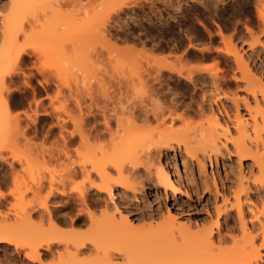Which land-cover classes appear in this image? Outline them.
<instances>
[{
  "label": "rangeland",
  "instance_id": "rangeland-1",
  "mask_svg": "<svg viewBox=\"0 0 264 264\" xmlns=\"http://www.w3.org/2000/svg\"><path fill=\"white\" fill-rule=\"evenodd\" d=\"M6 1L7 0H0V13L5 11ZM101 1L100 5H98L99 3L95 4L97 2L96 0L94 3L96 6L92 5V7H90L93 8V10H86L87 12L83 11L85 12L84 14L80 11L75 14L72 11L71 13L73 15L71 14L72 21H70V24L66 26L60 25V27L55 26L53 28L48 27V29L45 28L46 32L43 29L41 30V26L39 25H46V23H49L52 19L60 17L61 14L57 13L58 15L52 16L49 11H47V13L45 12L46 15L44 13L42 14L38 9L39 7L37 9L35 8L38 6V2H35L36 6L33 7L36 10L34 9L32 11L29 9V12L32 13H25V15L28 14L27 18L32 19V21L37 18L35 19L36 22L34 20V24H37L31 25L34 27L33 29L31 27L29 28V25L26 27L27 23H25L26 33L27 31L31 32L33 30L34 34L32 32V35L30 32L29 34L25 33L26 35H29L28 38H25L24 33L21 34L18 32L20 37L18 36V41L14 45L13 43L11 45L5 43L7 45L5 46L1 41L2 28L0 21V61L4 63L7 62L9 66V64H11L9 61L14 59V54H16L17 50L20 49L25 52L23 54V59L17 65V69L16 65L14 66L16 70L13 69L15 72L11 74V81L8 85L9 92L4 87L1 88L2 85H0V193L4 195V197L0 198V221L3 220V223L20 222L18 214L21 215V211L24 209L28 210V204L31 202L30 199L35 198L34 196L32 198V193L28 191L30 187L34 186L35 182L39 179L43 180L45 186L40 190L42 191L40 192L42 196V194H45L49 180H52V182L55 183L54 185H58L59 180L64 178V172L62 169L64 163L82 160L85 155L87 156V154L91 153V151L99 144L97 141H101V139H95L96 141L94 139H89L88 143L90 146L88 145L86 147L81 145L78 146L77 141L71 142L72 144H68L67 146V149H69V159L64 156L63 152H61L63 141L59 136V128H57L55 124L53 113L57 111L63 117L65 115L63 114L64 112H62L63 109L66 111L73 110L71 112H74L76 106L74 107V100H72L70 95L72 91L75 92L78 90L80 91V94L83 93L81 108L83 110L90 109L91 113L93 112L92 116L94 115L95 117L94 121L96 120V122L100 123L102 121L101 114L103 113L107 115V120H109L108 122L111 125H114L117 119L120 120L123 119V117L126 119V122L129 121L127 118L129 114L135 113L143 105L144 107H158L166 112L174 101L176 104L174 107L176 110L173 109L174 113L176 114L177 112L179 114L180 112H183L182 116L184 115L185 118L182 117V121H179V118V120L174 119V121L170 120L168 122V118L165 117L164 123L167 126L171 124L172 127L175 125L174 128H181V126L184 128L183 126H186V124L187 126L195 125L198 121L205 120V118L210 115V111L207 110L208 104L216 108V104H219V101L223 102L222 105L225 107L227 114L231 117L230 119L233 118L232 114L234 109L232 107V96L234 98L235 95L241 96L243 94L241 88L243 87L241 86L242 82L239 80L237 64L239 58L238 60L236 59L237 55V57L241 56V63H245L247 68L254 72V74L260 76L259 78H261L264 83V22L261 15H258L259 11L262 13L261 6L264 4V0ZM98 2H100V0H98ZM69 8H66V6L63 7V11L61 9L62 13L67 12ZM113 8L116 12H113ZM96 20H101L99 22L105 23V28L108 30L107 33H110L107 35L105 32L104 36L107 38H102L104 36L101 37V34L94 33L97 27ZM94 23L96 25H93V28L92 24ZM85 28L88 29L86 30ZM48 30L51 31L49 34H47ZM74 34L75 37L79 36V38H81V36H84L86 39L83 37L82 42L81 38L78 43L75 41V44L73 42L72 44L68 41L66 43V39L62 38L64 36L74 37ZM60 38L61 40L63 39V41L60 42ZM56 39L58 40L55 41ZM62 42H65L64 46H62ZM9 49L10 51L8 53ZM12 49L14 50L12 51ZM2 52H7L6 58L3 56ZM155 60L158 62L162 61L174 64L178 69L184 65L180 70L181 74L162 68V75H160L159 78L161 80L160 83L158 81H153L154 83L151 82V86L154 85V87L156 86V88H160L161 90L162 95L157 96V98L159 97L158 100H156L155 97L154 99L153 96H149L150 99L147 98L143 92L138 94V90H136L138 87L133 81L135 78L133 72H136V69L133 68L134 65L138 66L140 62L143 64L147 62L153 63ZM146 68L145 70L148 74L150 73V76H148L151 79V74L155 75L154 68H149L148 66H146ZM215 72L220 76L217 80L218 82H215L216 85L211 79V77L213 78L215 76ZM6 73H8V71ZM185 73L190 74L189 77ZM211 74H213V76ZM43 79H47L48 82L45 83ZM128 83H130V85ZM76 86L77 88H75ZM87 90L90 93L92 92L93 95L96 94V96H93V98L95 97V101L92 97L91 100L88 95L86 96L84 94V91L87 92ZM202 95L206 99L202 103L204 107L203 109L206 110H204V116V112L201 113L202 111L200 112L201 114L199 113L200 115L198 113L197 115L190 110L186 111V114L188 113L186 115L184 110L188 104L194 100L200 101L203 98ZM102 97L104 98L102 99ZM6 99L8 102V109H6L4 105V100ZM151 99H154V101ZM148 104H151V106ZM154 104H157V106ZM43 109L48 111L49 114H44ZM238 110L239 113L246 116L244 107L239 100ZM220 113L224 116L222 109H220ZM190 114L192 116H189ZM92 116L89 115L87 119H83L84 124H92ZM201 118L203 119L201 120ZM151 121L153 122V120ZM136 122V124L139 123L137 120ZM150 122V126L148 123L147 125L144 124V126H148V129L151 128V132L152 127L154 128L156 125V121L154 120L155 123ZM173 123L175 124L172 125ZM228 126L232 129L230 123H228ZM71 127L72 125L70 122H67L65 125V132L63 131L64 134L68 135L66 131L71 130ZM257 130L258 128L255 131L256 133L259 131L258 134L260 136L256 137V133L251 130V132L249 131V135L251 137L252 132L255 134H252V136L253 138L254 136L257 138H254V141L258 140L255 142L258 143L257 147H259V150H256L258 153L262 147L261 138L263 132L261 131V128H259L258 131ZM105 139L103 141H105ZM144 144L138 145V148L135 147V152L132 149V152L140 158L138 160L142 162H144L143 150L145 151L146 149L145 147L142 148L140 146H144ZM173 145L175 144L173 143ZM224 145L222 144L220 146L221 149L219 148L220 150L217 152L215 151V165L212 163V165L209 166L208 162L205 160V169L203 168L202 171L204 174H202V172L201 174H198V169L196 168L197 166L194 161L189 163L190 160H192L191 157H187L182 151L180 152V150L178 152L177 149H173V153L172 148L162 149L161 153L158 154V158L157 154L152 153L154 158L151 157L149 160L150 163H148L152 166L150 165L148 167L145 163L142 165V163L138 161V164L136 165V173L138 175H136V178L133 177L134 179H128V181L130 180V183H128L135 185V183H138V179L141 180L144 187L142 190L143 192L138 190V184L135 185L137 187H124L125 189L114 185L113 191H115L114 193L118 204H121V201L124 203V206L125 204L129 205L130 202L135 203L144 210L153 209L152 214L149 215V217H143L142 220L140 219L137 222L134 219L133 222H131L134 225H130L131 227L126 228L127 233L123 232L124 230L119 233L120 229L116 230V226L111 228V231L115 230L116 232V234L114 232L113 236H110L108 234L109 232H104V235L101 231L103 237L97 236V240L100 242H98L100 246L103 244L102 247H106L105 249L103 248V250H106L107 252L109 251L108 253L112 252V254L115 255H118L116 252H119L120 255L118 256L120 257H123L121 254L123 255V253H126L129 250L130 252H127V254L131 253L129 256L131 258L133 256L132 259L135 257V259H137V257H139L140 260H145L148 263L157 261L155 259L158 257V260H161L162 255L159 256V254L163 253L168 255L169 252L172 251L171 248V251L167 253L162 252L161 250H168L167 247L170 246L168 243L172 241L171 239H173V243H178L181 239L177 235V232H174L173 234V237L175 236V238L172 237L170 239V237L167 236L170 234L167 233L166 236H163L164 232L159 229L160 224L164 220L163 217L165 216V203L169 210L175 213L173 214L175 216V221L177 220L179 223L182 221L186 222L188 221L187 218H189V221L192 220V222L193 220H197L198 222L202 221L204 225L207 227L209 225V227H211L214 235L220 232L221 235L224 234V236L226 235L225 237L228 236L225 242H222V246H230V240H228L229 237L234 235L239 236L240 233H242L240 229L241 225L239 224L240 221L237 217V211L234 206L231 207L228 202H225V208L229 213L224 217V214L217 215L215 207L218 206L219 209L223 207L225 201L223 198L226 196L229 197V200H232L228 192L236 187L237 172L240 168L243 169L246 167V162H248L249 159L245 157L238 161L235 154H233L230 143ZM128 149L130 151V148H127L124 151V154L121 155V158L126 162L128 159L132 158V156L130 157L131 151L128 155ZM254 150L255 149H252V151ZM81 153L85 154L82 155ZM125 153L127 154L125 155ZM258 154L260 155L261 151ZM49 157L53 158L49 159ZM156 158L158 161L160 160L159 162L163 163L171 174V178L176 180L181 190L184 191V193L179 192V194H177L178 200L176 201L171 199L164 201L163 197L158 195V191L156 190L157 187L152 180L151 174L146 173L148 168L150 169L149 171H151L155 168V164H158ZM43 160H45V162ZM239 163L241 165H239ZM144 164L147 165L148 168ZM255 170L256 169L254 168L251 173L252 175L250 174L248 176V174H246L245 179L243 180V185L248 184L249 187H247V185L245 186V191L242 192L241 196L243 199V195L246 193L249 198L246 201L242 200L241 209L244 221L247 223V230L250 232L252 231L251 234L254 236L253 243L258 246L260 258L257 260L262 264L261 260H264V248L260 245L262 244L261 228L257 225L259 224L257 221L260 222L262 220L261 211L259 210H261L260 207L262 203L264 207V195L261 196L260 193L259 196L254 189L252 180L253 176L257 175ZM149 174L150 176H148ZM202 175L204 177L203 181L199 178L200 176L202 177ZM74 176L72 175L67 179L66 187L75 194V190L81 187L84 183V178L81 173L74 174ZM192 178H194L193 181L191 180ZM191 181L193 183H191ZM214 183L216 187L214 186ZM248 188H250V190ZM89 189L93 193L95 192L94 188L89 187ZM120 189L125 192L122 196V193L118 192ZM34 201V203L32 202L34 206L39 208V199L35 198ZM46 202L47 206L51 209H55V206L57 207L55 203L60 204V202L52 200H47ZM77 207L78 206L75 204V208ZM63 210H61L60 213L58 212L62 217L68 213V217H72L75 211L74 209L72 210V213H67L66 210H64V212ZM99 210L101 211L100 207L97 206L94 211L96 217L100 216ZM64 213L66 214L64 215ZM257 213H259V215ZM135 214L134 216H136ZM31 219L35 220L33 221L34 223H38V221H36L38 219L37 215L32 214ZM203 220L207 223L203 222ZM251 221L254 224L256 223V226L252 227V229ZM87 223L88 222L77 227L66 223L61 227L64 231H70L76 227L78 228H75L77 231L84 232L87 230V226H89ZM216 224H218L217 230L219 231H216ZM44 226H47L46 222H44ZM128 228L131 229L129 230ZM144 229H146L147 232ZM193 229L194 228H192V230ZM21 230L13 234V236L20 238V234L21 236L24 234V231ZM164 237H168L170 241L164 239ZM174 239H177L178 241H175ZM172 244L171 246H173ZM61 245L62 244H58L55 246L56 250L58 249L57 251L55 250L56 252L62 251ZM149 245L151 246L149 247ZM158 249L161 250L158 251ZM149 251L152 252L149 253ZM184 251H181L179 254L184 255L185 253L182 254ZM43 252L44 251H42V253ZM89 252L84 250L83 253L79 254V259L84 261L85 254H88L87 256H89L94 251L90 250ZM178 252L179 250L177 251V256H179ZM189 253L193 254L191 251H189ZM168 257H170V254L167 258ZM182 257L184 262L187 261V258L184 260V256ZM185 257L188 256L185 254ZM124 258L125 257H123V259ZM57 259V254L55 253L52 254V256H43L41 262L43 264H50L51 262H56ZM118 259L121 260L120 258ZM168 259L170 262H173L170 258ZM163 260H165V258ZM25 261L27 262L22 252L19 253V255H16L13 246L0 242V264H14L13 262L17 264H23L22 262H24V264H26ZM34 264L39 263L35 262Z\"/></svg>",
  "mask_w": 264,
  "mask_h": 264
},
{
  "label": "bare ground",
  "instance_id": "bare-ground-1",
  "mask_svg": "<svg viewBox=\"0 0 264 264\" xmlns=\"http://www.w3.org/2000/svg\"><path fill=\"white\" fill-rule=\"evenodd\" d=\"M95 1L96 0H7L6 1V9L4 6L5 11L0 13V21H1V28H2V30H1L2 31L1 32L2 33L1 41L4 43L5 46H7L6 44L11 45L12 43L14 45L15 43H17L18 36L20 35V34H18V32L21 34L26 33L25 23H27L26 27H28V25H29V28L30 27L32 29L34 28L31 25L34 24V20L37 18H35L33 21H32V19L27 18V15L29 13H32V12H29L30 10L33 11L35 8L37 9L39 7L38 9L42 12V14L44 13L45 15H46L47 11H49V13H51L52 16L61 14L60 17H56V19H52L53 21L55 20L56 22L55 21L53 22L51 20L50 21L51 23L47 22L46 25H39L38 24L39 26H41V30L43 29L46 32L45 28L48 29V27L53 28L55 26L60 27V25L66 26V25L70 24V21H72V16H71L72 11L75 14H77V13H79V11L83 12V11L90 10V9L93 10V8H90V7H92V5H95L98 3H99L98 5H100V3L102 2L101 0H100V2H98V0H97V2L95 3ZM35 2L36 3L38 2L37 3L38 6L34 8L33 6H36ZM65 6H66V8L67 7L68 8L70 7V8H69V10H67V12L62 13V11H63L62 8ZM261 8H262L261 9L262 13L259 11L258 15L259 16L261 15V18L264 22V4H262ZM61 9H62V11H61ZM68 11L70 14L68 13ZM26 12L27 13L29 12V13L27 15H25ZM113 12H116V10L114 9ZM84 13L85 12H83V14ZM62 15H64V16H62ZM25 18H26V20H25ZM99 21H101V20H98V21L96 20L97 25L95 23L92 24V26L93 25L97 26L96 27L97 32L95 30L94 33L101 34V37L105 35V32L107 35L110 34V33H107L108 30H106V28H105V23L104 22L101 23ZM35 22H36V20H35ZM35 24H37V23H35ZM94 26H93V28H94ZM85 29L87 30L88 28H85ZM29 32L27 31L28 34H29ZM31 32L33 33V30ZM34 32H36V31H34ZM49 32H51V31L48 30L47 34H49ZM82 32H81V34L83 35ZM32 33H31V35H32ZM26 34L24 36H25V38H28L29 35H26ZM59 34H61V33H59ZM77 34H79V33H77ZM89 36H90V34H89ZM83 37L81 36V38H82L81 42L83 41ZM62 38L66 39V43H67V41L69 43L70 42L74 43L75 41H77V43H78V41L81 39V38H79V36L75 37V34H74V37L73 36L72 37H70V36L65 37L64 36ZM102 38H107V37L104 36ZM84 39H86V38L84 37ZM57 40L58 39H56L55 41H57ZM59 40H60V42L63 41V39L61 40V38ZM64 43L65 42H62V44H63L62 46H64ZM14 49H15V46H14ZM14 49H12V51ZM6 51H7V49H6ZM9 51H10V49L8 50V53H9ZM24 53L25 52L20 50V49L17 50L16 54H14L15 57L13 56L14 59L13 60L11 59V61H9L11 63V64H9V66H8L7 62L4 63V62L0 61V85H2L1 88L4 87L8 91V89H9L8 85L11 81V74H13L15 72L13 70V69H15L14 66L16 65V69H17V67H18L17 65L23 59ZM2 54L6 58L7 52L6 53L2 52ZM237 56H236V59L238 60V58H239V60L237 61L238 70H239L238 71L239 72V80L242 82L241 86H243V87H241V88H242L243 94L241 96L239 95L240 97L235 95L233 98V96H232V100H233L232 107L234 109L233 114H232V117H233L232 119H230L231 117L227 114L225 107L222 105L223 102L219 101V104H216V108H214L212 105H209L207 103L208 108L207 107L206 108H207V110L210 111V115L207 116L205 118V120L203 118H201V120L202 119L203 120L200 122L198 121L195 125H188L187 126V124H186L187 127L184 125L183 126L184 128H182V126H181V128H174L175 123H173L172 124V125H174L173 127L171 126V124L167 126L164 123L165 117L168 118L167 119L168 122L170 120L174 121V119L179 120V118H180L179 121H182L181 119H183L182 117H184V115L182 116L183 112H180L179 114L177 112H176V114L174 113V110H176L174 108L176 106V104L173 101L171 103V107L169 109H167L166 112H164V110H162V109H159L158 107H155V108L148 107V106L144 107V105H143L135 113L130 112L131 114H129V116L127 117L129 121H127V122H126V119L123 117V119H120V120L117 119L115 121L116 123H114V125H111L108 122L109 120H107V117H106L107 115L102 113L101 114L102 121L100 123H98V122H96V120L94 121L95 117H94V115L92 116L93 112L91 113L90 109L86 108L87 110H83L81 108L82 107L81 103L83 102V100H82L83 93L80 94V91H78V90L75 91L76 93L73 91L72 92L70 91L71 92L70 95L72 97V100H74L73 105H74V107L76 106L75 109L77 111L74 109V112H71L73 110H71V111L67 110L66 111L62 108L63 110L62 109H60V110H62V112H64L63 114H65L63 117L57 111L53 113V116L55 117V124H56L57 128H59L58 129L59 136L61 137V139L63 141V148L61 149V152H63L64 156L66 158H68V156H69L68 150L69 149H67V146H68V144H72L71 142L77 141L78 146L81 145V146L86 147L89 145V143H88L89 139L90 140L91 139H94V140L95 139L96 140L101 139V141L100 140L97 141V142H99V144L96 147L94 146L95 149H93L91 151V153H89V151H88L89 154H87V156L85 155L82 158V160L76 161V162H68L67 161L68 163H64V165H62V169L64 172L63 177L66 180L64 178L59 180L58 185H54L55 183H53L52 180H49V184L47 185V189L45 190V194H42V196L40 194V192H42V191H40V190H42L45 186L43 180L39 179L37 182H35L33 187H30V189L28 191H30L32 193V198L34 196L35 198L39 199L40 207L36 208L34 206L33 203L35 202L34 201L35 198L30 199L31 202L28 201V202H30L28 204L29 207L27 206L29 209L28 210L27 209L22 210L21 215L18 214L19 219H20L19 223H7V222L3 223L2 222L3 220L0 221L1 222L0 223V242L13 246L14 253L16 255H19V253L22 252L23 256L27 260V262L25 261L26 264H34L35 262H37L39 264H43L41 262L43 256H45V255H51L52 256V254H55V253L57 254L58 259L56 262L50 261L51 262L50 264H253V263L254 264H260L257 260L258 258H260L258 246L253 243L254 236L251 234L252 231L250 232L247 230V227H246L247 223L244 221V216H243L242 209H241L242 200L246 201L249 198V196L247 197V194L245 193L243 195V199H242L241 195H242V192L245 191V186L247 185V187H249L248 184L243 185V180L245 179V175L248 174V176H249L252 173L254 168L256 169L255 172H257V175H254L255 177L253 176V180L251 179L252 176L250 179L253 181V184H254L253 186H254L256 193L258 195L261 193V196L264 195V83L261 80V78H259L260 76L254 74V72H252L249 68H247V65H245V63H241V60H240L241 56H239V57H237ZM0 60H1V58H0ZM132 65H134V64H132ZM181 65H183V64H181ZM134 66H133V68L136 69V72L135 71L133 72L134 76H135V78L133 77L135 79V80L133 79V81H134L135 85L138 87L136 89V90H138L137 91L138 94L143 92V94L147 98L150 99L149 96H153V98L155 97L156 100H158L159 97L157 98V96L162 95L161 90H160V88H156V86L154 87V85L151 86L152 85L151 82H153V81L157 82L158 81L160 83L161 80L159 78H160V75H162V68H166V69L171 70L172 72L175 71L177 74H181L180 70L184 65L181 66L180 69H178L177 67H175L176 65H174V64H169L168 62L166 63V62H162V61L158 62L155 60L153 63L147 62V63L143 64L140 62V64H138V66H135V67ZM146 66H148L149 68H154L153 70L155 72V75L151 74V76H152L151 79L149 78L150 73L148 74V72H146V70H145ZM10 68H12V69H10ZM135 69H133V70H135ZM7 71H8V73H6ZM187 71H189V70H187ZM185 74H187V73H185ZM216 74L217 73L215 72V76H216V77L214 76L215 78L211 77L214 84L220 78V76L218 74L217 75ZM187 75L189 77L190 74H187ZM211 75L213 76V74H211ZM232 76H233V74H232ZM221 78H223V77H221ZM43 80L45 83L48 82L47 79H43ZM212 80H211V82H212ZM128 84L130 85V83H128ZM75 88H77V86ZM84 94L86 96L88 95V97H90L91 100H92L93 96H96V94L93 95V93L92 92L90 93L88 90H87V92L84 91ZM102 94H103V92H102ZM133 94H134V92H133ZM138 94H137V96H138ZM86 96H85V98H86ZM98 96H99V94H98ZM145 96H144V98H145ZM103 98L104 97H102V99ZM106 98H107V96H106ZM200 98H202V97H200ZM93 99L95 101V97ZM154 99H151V100L154 101ZM209 99H210V95H209ZM204 100H206L204 98V96L200 101H196V100L192 101L191 100L192 102L190 104H188V106L184 110L185 114H186L187 110H190L195 114H197V113L199 114L201 111H202L201 113H203L205 110V109H203L204 107L202 104ZM238 100L241 101V104L244 107L246 116L244 114L239 113ZM94 101H93V103H94ZM4 105H5V108L8 109L7 108V105H8L7 99L4 100ZM84 105H85V103H84ZM148 105L151 106V104H148ZM154 105L157 106V104H154ZM100 107H101V105H100ZM93 108H94V106H93ZM112 108H114V107H112ZM156 108H158V109H156ZM163 108H164V106H163ZM220 109H222V111L224 112V116L221 115ZM165 110H166V108H165ZM43 111H44V114H49L48 111H46L45 109H43ZM96 112H97V110H96ZM104 113H105V111H104ZM163 113L166 115H164ZM126 114H127V112H126ZM204 114H205V112L203 113V116H204ZM89 115L92 116L93 123L92 124L89 123V125L86 123L87 124L86 125V124H84L83 121L85 119H87L89 117ZM189 116H192V115L190 114ZM33 120H35V119H33ZM121 120H123V121H121ZM136 120L141 124H139V123L136 124L137 123ZM151 120H153V122L155 120L156 125L154 128L152 127V131L150 132L151 128L148 129L147 128L148 126L146 127V126H144V124H146V125H147V123L149 124V122ZM188 121H190V120H188ZM67 122H70V124L72 125V127H71L72 129L66 131L68 135L64 134L65 125L67 124ZM228 123H230L232 129L229 128ZM149 126H150V124H149ZM257 128H258V130H259V128H261V131L263 132V136L261 138V140H262L261 146L262 147L260 146L261 147L260 148V151H261L260 155L261 156L258 154L260 151H258V153L256 151V150H259V147H257L258 143H255L258 140L254 141V138L257 139L256 137L260 136L258 134L259 131L257 130L258 133H256V131H255ZM250 130L254 131L256 133V137L254 136V138H253V136H252L253 132H252V134L250 133L251 134V137H250V135H249ZM253 135H255V134H253ZM104 139H105V141H103ZM259 140H260V137H259ZM173 143L175 145H173ZM226 143H230L233 154H235L238 161H240L241 158H245V157L249 159L248 162H246V167H245L246 169L240 168V170H238V172H237L236 187L234 189L232 188V190L228 192L230 194V197L232 200H229V197H227L225 195L226 197L223 198V200H225L223 203V207H221L220 209L218 206L215 207V210H217V215L224 214V217H226L229 213L227 211V209L225 208L226 207L225 202H228L229 206H231V207L234 206V208L237 211V215H238L237 217L239 218V221H240L239 224L241 225L240 229H241L242 233H240L239 236L234 235V236L229 237L228 240H230V246H222V244L225 242V240L228 238V236L225 237L226 235L225 236H224V234L221 235L220 232H218V233H216V235H214L211 227H209V225L207 227L206 225H204L202 223V221L198 222L197 220H193V222H192V220L189 221V218H187V216H186L188 221H186V222L182 221L181 223H179L176 220L177 221L176 222L174 220L175 216L173 215L175 213H173V211L171 212L169 210L167 204L165 203V205H164L165 216L163 217L164 220L160 224L159 229H161L164 232L163 236L164 235L166 236L167 233L170 234V235H167L168 237H170V239L173 237L174 232H177L178 233L177 235L179 236L181 241H179L178 243H176V242L173 243L174 241H173V239H171L172 241L170 243H168V244H170V246L167 247L168 250L163 251V249L162 250L158 249V251L161 250L162 252L167 253V252L171 251V249H172V251H171L172 253L169 252L170 257H168V258H170L171 261H173V262H170V260L167 258V256L169 254L168 255L163 254L162 252H161L162 254H159V256L162 255L161 260L160 259L158 260V258H159L158 257L155 259L157 261H153L152 263H148L145 260H142V259L140 260L139 257H137V259H135L136 257L134 259H132L133 256H132V258L129 256L131 253L127 254V252H130L129 250L126 253H123V255L121 254V256L125 257L124 259H123V257L118 256V255H120L119 252H116L118 255H115V254H112V252L108 253L109 251L107 252L106 250H103V248H104V247H102L103 244L100 246V244H99L100 242L97 240V236L103 235V234L101 235V231H102V233L109 232L108 234L110 236L111 235L113 236L115 230L111 231V228H114L116 226V230L120 229L119 233H121L122 230H124L123 232L127 233L126 228L134 225L131 223V222H133L134 219L136 220V222L140 219L142 220V218L145 216L149 217V215H151L152 211H153V209L144 210L143 208H140V206L135 204V203L130 202L129 205L125 204V206H124V203L122 201H121V204H118L116 201V195L114 193L115 191H113L114 185H117L121 188L130 187V186H131L130 188H133V187H137L135 185L138 184V187H137L138 190L142 191L144 189L143 182L139 179L137 181L138 183L134 182L135 185L129 184L130 183L129 181L131 180V178H133V177L136 178V175H138L136 173L137 172L136 165L138 164L137 163L139 161L138 159H140L137 157V155L135 153L132 152V149L134 151L136 148H138L137 147L138 145L144 144V146H140L142 148L145 147V149H146L145 151L143 150V159H144L143 161L144 162H142V161H139V162L142 163V165H143V163L147 164L148 167L151 165V164L149 165L148 163H150L149 160L151 159V157H153L152 153L157 154V158H158L159 157L158 154L161 153L162 149L172 148V150L177 149L178 152L180 150V152L182 151L183 154H185L187 157L192 158V160H190L189 163H191V161L192 162L194 161L195 165L197 166L196 168L198 169V171H197L198 174L199 173L201 174V172L203 171V168L205 166V164H204L205 160L208 162L209 166H211L212 163L215 165V163H216V159H215L216 152L221 149L220 146L222 144L224 145ZM179 147H181V148H179ZM127 148H130V151H131V154H130L129 149L127 150V151H129L128 155L130 154V157L132 156V158H130V159H128L129 157L127 158L129 161V162L127 161L128 163L126 161H124V159L121 158V155L124 154V151ZM224 148H225V145H224ZM252 149H255V150L252 151ZM139 151H140V149H139ZM81 152H83V151H81ZM77 153H78V151H77ZM173 153H174V150H173ZM84 154H82V155H84ZM126 154L127 153H125V155ZM125 155H124V157H125ZM53 157H49V159H52ZM157 158H156V160H157L158 164H155L156 165L155 168L151 171H149L150 169L147 167V165L144 164L148 168L146 173L151 174L152 180H153L155 186L157 187L156 190L158 191V195L162 196L164 201L167 199H171L173 201H176V200H178L177 194H179V192L184 193V191L181 190L177 181L171 178V176H170L171 174L169 173L167 168L163 165L162 162H159L160 160L158 161ZM43 161L45 162V160H43ZM151 163H152V161H151ZM239 165H241V164L239 163ZM239 167H241V166H239ZM210 171H211V168H210ZM77 173L78 174L81 173L83 175L84 183L82 184L81 187L77 188V190L72 189V190H75V192H76L74 194V193H72V191H70V189L69 190L67 189L66 183H67V179H69L72 175L74 176V174H77ZM150 174L148 176H150ZM202 174H204V172H202ZM74 178H75V176H74ZM199 178L202 181L204 180L203 175H202V177L200 176ZM128 179H130V180L128 181ZM191 180L193 181L194 178H192ZM192 181H191V183H193ZM251 184H252V182H251ZM214 186H215V183H214ZM89 187L94 188L95 192L93 193L92 191H90ZM205 188H206V186H205ZM243 188H244V190H243ZM248 189L250 190V188H248ZM121 191L122 190L120 189V191H118V192L122 193L121 194V196H122L125 192L124 191L121 192ZM133 196H135V195H133ZM186 196H188V195H186ZM1 197H4V195L2 193H0V198ZM47 200L60 202V204L55 203V205H57V207L55 206V209H51L47 206V202H46ZM122 200H123V198H122ZM75 204L78 206L77 208H75ZM97 206L100 207V209H101V211L99 210L100 214L98 213L100 215L99 217H96L94 214L95 208ZM148 208H150V207H148ZM260 208H261V210H259V209L258 210L261 211L262 220L260 222L257 221L259 223L257 225H259V227L261 228L260 232H261V241H262L261 243L262 244H260V245H262V247L264 248V228H263V225H264V207H263V203H262ZM63 209L66 210L67 213L68 212L72 213V210L75 209L73 216L68 217L69 213L68 214L64 213V215L66 214L64 217L60 216L59 213ZM64 210H63V212H64ZM56 213H58V214H56ZM135 213H137V214H135ZM145 213H146V215H145ZM32 214L37 215L38 219L36 221H38V223L33 222L35 220L31 219ZM134 214L136 216H134ZM257 214L259 215V213H257ZM157 215H158V213H157ZM256 218H258V217H256ZM44 222H46L47 226H44ZM86 222H88L87 224L89 225V226H87L86 231L79 232L76 230V229H78V228H76L77 226L82 225ZM203 222H205V221L203 220ZM66 223H69L71 226H76L75 227L76 229L73 228V230H70V231L62 230L61 226L66 224ZM205 223H207V222H205ZM251 223H252V221H251ZM255 224L254 223L251 224V229H252V227L256 226ZM215 227H216V231H219V230H217L218 224H216ZM192 228H194V229L192 230ZM132 229H133V227H132ZM19 230L24 231L23 232L24 234H22V236H21V234L19 233L20 238L17 236H13V234L18 232ZM129 230H128V233H129ZM144 230L146 231V229H144ZM110 231H111V233H110ZM165 232H166V234H165ZM105 233H104V235H105ZM19 234H17V235H19ZM115 234H116V232H115ZM168 237H164V239L170 241ZM173 238H175V236ZM175 241H178V240L176 239ZM161 242H163V241H161ZM58 244H62L61 245L62 246L61 252H56L58 249L56 250L55 246ZM171 244L173 246H171ZM215 245H217V246H215ZM150 246L151 245H149V247ZM158 248H161V247H158ZM183 249L184 250L188 249V250L184 251ZM41 250L44 252L42 253ZM84 250H87L88 252L90 250L91 251L93 250L94 254L92 253L89 256H87L88 254H85V256H87V257H85L83 255L84 261H81L82 259H79L80 257H78V256L80 253H83ZM178 250H179L178 254L181 251H184V252H182V254L185 253L186 256H188V257L191 256V257H189V258L185 257V254L184 255L179 254V256H181V257L177 256ZM189 251H191L194 255L189 253ZM150 252H152V251H149V253ZM195 252H196V255H195ZM188 253H189V255H188ZM182 256H184V260L187 258V261L184 262ZM194 256L196 257V259ZM162 257H163V259L165 258V260H163ZM173 257H174V259H173ZM118 258H120L121 260H119ZM177 258H178V260H177ZM180 259H182V260H180ZM261 261H262V264H264V260H261ZM13 263L17 264L15 262H13ZM22 263L24 264V262H22Z\"/></svg>",
  "mask_w": 264,
  "mask_h": 264
}]
</instances>
